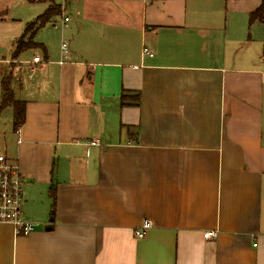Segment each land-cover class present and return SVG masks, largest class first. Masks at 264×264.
<instances>
[{
  "label": "crops",
  "instance_id": "0c3cea01",
  "mask_svg": "<svg viewBox=\"0 0 264 264\" xmlns=\"http://www.w3.org/2000/svg\"><path fill=\"white\" fill-rule=\"evenodd\" d=\"M220 3L65 0L44 61H8L26 119L0 111V152L38 226L0 223V264H264L262 0Z\"/></svg>",
  "mask_w": 264,
  "mask_h": 264
},
{
  "label": "built area",
  "instance_id": "2783aa9c",
  "mask_svg": "<svg viewBox=\"0 0 264 264\" xmlns=\"http://www.w3.org/2000/svg\"><path fill=\"white\" fill-rule=\"evenodd\" d=\"M68 18L64 19L67 23ZM62 51L65 57L69 53V48L66 43L62 45ZM145 55L152 54L144 49ZM40 57L34 59V63H40ZM61 64L63 62L61 61ZM20 131L18 132V134ZM22 143V138L19 136L18 144ZM24 178L20 172L18 163L10 159L5 153L0 152V223H10L15 226L17 233L21 236H27L33 233L37 224L29 222L24 219L23 205H24ZM152 224L150 221H144L141 226L136 229L135 235L138 239L146 237L148 230ZM216 236L215 232L205 234V238H213Z\"/></svg>",
  "mask_w": 264,
  "mask_h": 264
},
{
  "label": "rangeland",
  "instance_id": "374dc122",
  "mask_svg": "<svg viewBox=\"0 0 264 264\" xmlns=\"http://www.w3.org/2000/svg\"><path fill=\"white\" fill-rule=\"evenodd\" d=\"M52 0H0V60H3L2 58H5L4 60L7 62L12 60L10 55V50L12 48V42L6 45H2L7 40V37L17 35V32H20L19 37L23 34L26 25L33 21L36 17L43 14L46 9L48 2ZM57 4H62L65 0H53ZM220 4L223 6L226 3V0H220ZM226 7V4H225ZM5 20V21H1ZM18 36V35H17ZM45 32H42L38 38L41 41V39L45 38ZM11 44V45H10ZM40 56L44 61V54L40 52L38 49L34 50H28L21 54V56L18 59V62H31L34 58V56ZM4 63L2 66H0V72L3 73H10V64ZM20 68V67H17ZM24 67V71H25ZM18 69V74H19ZM3 72V73H2ZM24 74L31 75V72L26 71ZM2 82L0 81V86ZM1 90V88H0ZM1 101V96H0ZM1 106V102H0ZM12 120V110L8 109L5 113H3L2 116H0V132H2V128L4 125H6V128L10 129V122ZM2 134V133H0Z\"/></svg>",
  "mask_w": 264,
  "mask_h": 264
},
{
  "label": "trees",
  "instance_id": "16d2710c",
  "mask_svg": "<svg viewBox=\"0 0 264 264\" xmlns=\"http://www.w3.org/2000/svg\"><path fill=\"white\" fill-rule=\"evenodd\" d=\"M63 15V8L50 1V5L48 9L38 17H36L33 21L29 22L26 25V28L23 34L11 45L12 48L10 50V55L12 58V64L18 62L19 57L22 53L28 50H34L38 48H42V45L35 41V38L40 30L45 28L48 24H50L53 19L56 17H60ZM264 22V0L260 7L255 10L250 15L249 23L253 24L254 22ZM11 64V65H12ZM13 68V67H11ZM10 68V71H12ZM13 73H3L2 75V102L0 106V111H3L7 108H12L14 112V122L13 129L14 131L19 130L25 123L26 119V104L21 101H16L14 99V94L12 90V82H13ZM129 97L123 93L121 96L122 105L130 104L128 102ZM55 205L53 207L54 212Z\"/></svg>",
  "mask_w": 264,
  "mask_h": 264
}]
</instances>
